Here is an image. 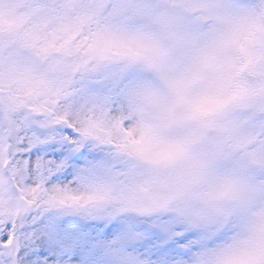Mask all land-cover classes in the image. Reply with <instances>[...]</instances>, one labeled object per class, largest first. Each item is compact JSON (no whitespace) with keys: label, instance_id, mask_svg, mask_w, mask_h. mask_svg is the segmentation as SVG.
I'll return each instance as SVG.
<instances>
[{"label":"snow or ice","instance_id":"6c2138e0","mask_svg":"<svg viewBox=\"0 0 264 264\" xmlns=\"http://www.w3.org/2000/svg\"><path fill=\"white\" fill-rule=\"evenodd\" d=\"M0 264H264V0H0Z\"/></svg>","mask_w":264,"mask_h":264}]
</instances>
